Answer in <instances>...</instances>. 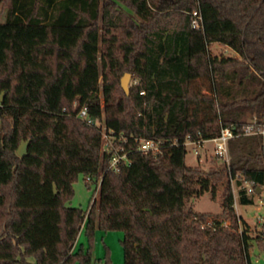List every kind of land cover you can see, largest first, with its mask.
I'll use <instances>...</instances> for the list:
<instances>
[{
	"label": "trees",
	"instance_id": "obj_1",
	"mask_svg": "<svg viewBox=\"0 0 264 264\" xmlns=\"http://www.w3.org/2000/svg\"><path fill=\"white\" fill-rule=\"evenodd\" d=\"M1 2L0 264H89L97 229L123 232L125 264H254L251 240L264 248V230L239 231L231 176L264 187V135L240 134L264 124V0ZM126 73L138 79L129 93ZM82 106L95 124L77 115ZM98 121L127 138L131 163L119 171L108 169ZM222 126L239 134L230 165H188L186 141ZM145 138L162 152L138 151ZM80 174L89 187L101 178L87 210L68 204ZM221 181V217L188 204ZM83 229L87 253L75 249Z\"/></svg>",
	"mask_w": 264,
	"mask_h": 264
},
{
	"label": "rangeland",
	"instance_id": "obj_2",
	"mask_svg": "<svg viewBox=\"0 0 264 264\" xmlns=\"http://www.w3.org/2000/svg\"><path fill=\"white\" fill-rule=\"evenodd\" d=\"M3 17L4 15L1 12L0 19H3ZM210 48L216 54H235L232 49L222 44H213ZM199 83L201 85L204 84L202 80H200ZM203 89L206 92L207 85H203ZM248 120H250V116L248 117ZM194 147L195 146L192 143H188L186 145L187 154L185 161L188 165L197 166L205 170H211L225 166L223 161L216 157L212 142H207L205 147L201 148L199 156L195 154ZM86 178L87 177L83 174L79 175L78 179L74 183V195L68 202V204L72 206L82 207L85 210L89 208L90 199L92 198L94 190L96 189L95 183H91L90 187L87 185ZM225 185L226 181L219 182L215 196H213L211 192H206L200 197L192 198L189 200L188 204L193 206L194 209L199 212H207L211 214V216L221 217L223 191ZM235 190V210L238 216H242L245 222H242L239 231L243 232L244 229H248L249 233L253 236V238H255L264 230V187L262 192L253 194L255 201L252 204L240 203L239 194L237 193V186H235ZM230 222V220L226 221L227 224H230ZM123 236V232L119 230H110L105 232L97 229L92 244V259L89 264H107L108 257L111 259L112 264H125L124 247L121 242ZM251 244L252 245L250 246L249 252L254 264H264V248H261L255 239L251 240ZM81 247L84 252L87 253L89 251V241L84 229L79 235L75 249L79 250ZM71 264L85 263L82 261L81 257H79L76 258Z\"/></svg>",
	"mask_w": 264,
	"mask_h": 264
},
{
	"label": "built area",
	"instance_id": "obj_3",
	"mask_svg": "<svg viewBox=\"0 0 264 264\" xmlns=\"http://www.w3.org/2000/svg\"><path fill=\"white\" fill-rule=\"evenodd\" d=\"M193 26L201 27L202 26V16L198 11L193 13ZM131 82L134 84L138 83V79H131ZM141 93H145V90L141 91ZM77 106V103L74 104ZM77 115L86 120L88 124H95L96 120L89 114V109L87 106H82L79 108ZM264 125V124H263ZM262 124L257 123V119H253V122L241 130L240 134L244 135H264V127ZM98 126L101 129L102 133V150L109 155V166L108 169L119 171L121 167L125 164L131 163V158L129 156V151L126 149L125 142L127 138L123 134L116 133L113 129L108 128L104 121H98ZM259 126V127H258ZM239 134L236 133V130L233 126H222L220 133L212 138V139H197L192 140L188 139L186 141V145L188 143H192L195 147V154L200 155L201 148L205 147L207 142H212L213 149L217 158L223 161L226 166L230 165L231 162V152L229 143L230 140ZM163 142L160 139L154 138H145L142 140H138L137 150L142 151L144 153H153L159 154L162 152ZM240 175L236 177L231 176V183L233 185V192L235 193V186H237L239 193V189L241 187L247 188L248 194H257L263 191V187L256 186L254 181L242 179V184H238V179ZM87 181L93 182V179L88 176L86 178ZM101 178L98 179L96 183V188H100ZM258 188L261 190L258 192Z\"/></svg>",
	"mask_w": 264,
	"mask_h": 264
},
{
	"label": "water",
	"instance_id": "obj_4",
	"mask_svg": "<svg viewBox=\"0 0 264 264\" xmlns=\"http://www.w3.org/2000/svg\"><path fill=\"white\" fill-rule=\"evenodd\" d=\"M130 81H131V73H126L123 78H122V87L123 89L126 91V93H129L130 91ZM3 101V94H0V102ZM30 141H22L17 153L19 156H25L28 152V145H29ZM55 188V192L57 193V188L56 185H54ZM261 190L258 188V192H260Z\"/></svg>",
	"mask_w": 264,
	"mask_h": 264
},
{
	"label": "crops",
	"instance_id": "obj_5",
	"mask_svg": "<svg viewBox=\"0 0 264 264\" xmlns=\"http://www.w3.org/2000/svg\"><path fill=\"white\" fill-rule=\"evenodd\" d=\"M1 12L3 13V15H5L4 10H3V7H2V2L0 0V14H1ZM0 20H3V19H0Z\"/></svg>",
	"mask_w": 264,
	"mask_h": 264
}]
</instances>
